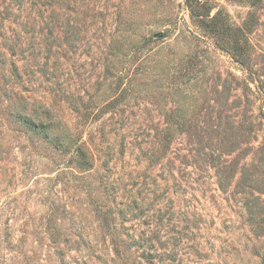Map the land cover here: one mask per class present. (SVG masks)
I'll list each match as a JSON object with an SVG mask.
<instances>
[{"label":"rangeland","instance_id":"374dc122","mask_svg":"<svg viewBox=\"0 0 264 264\" xmlns=\"http://www.w3.org/2000/svg\"><path fill=\"white\" fill-rule=\"evenodd\" d=\"M0 264H264V0H0Z\"/></svg>","mask_w":264,"mask_h":264}]
</instances>
